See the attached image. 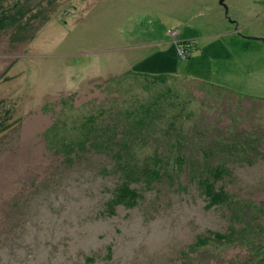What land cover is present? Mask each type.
Masks as SVG:
<instances>
[{"label":"rangeland","instance_id":"rangeland-1","mask_svg":"<svg viewBox=\"0 0 264 264\" xmlns=\"http://www.w3.org/2000/svg\"><path fill=\"white\" fill-rule=\"evenodd\" d=\"M0 264H264V0H0Z\"/></svg>","mask_w":264,"mask_h":264},{"label":"water","instance_id":"water-1","mask_svg":"<svg viewBox=\"0 0 264 264\" xmlns=\"http://www.w3.org/2000/svg\"><path fill=\"white\" fill-rule=\"evenodd\" d=\"M221 2H224V0H221ZM225 6H226L227 13H228V11H229L228 6L227 5H225Z\"/></svg>","mask_w":264,"mask_h":264}]
</instances>
